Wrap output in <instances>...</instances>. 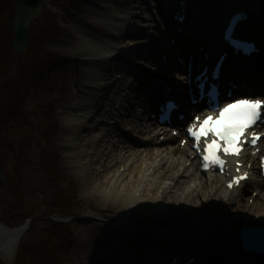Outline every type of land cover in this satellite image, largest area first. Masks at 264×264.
I'll use <instances>...</instances> for the list:
<instances>
[{"label": "bare ground", "instance_id": "bare-ground-1", "mask_svg": "<svg viewBox=\"0 0 264 264\" xmlns=\"http://www.w3.org/2000/svg\"><path fill=\"white\" fill-rule=\"evenodd\" d=\"M80 1L76 4L75 0L63 3L68 21L63 31H59L62 35L59 42L74 55L68 67L71 78L65 81L68 92L64 98L73 100L79 96L74 88L84 86L83 93L91 95L92 99H79L65 107L59 131L57 124L55 128L57 136L61 133L57 147L75 149L65 155L72 159H69L71 163L79 161L78 157L85 160L84 163H72L73 168L69 170L82 173L85 211L105 219L124 218V221L140 228V232L122 229L108 234L107 223L92 222L87 226L88 237L82 239L85 248L75 254V263L86 264L89 259L92 263L101 264L163 263L161 250L165 247L164 242L167 245L169 242L159 232L143 226L148 223L158 225L155 215L162 211L161 206L166 203L167 210L173 212L175 219L178 217L175 212L183 208V211L191 212L190 217L201 225L205 222L199 214L208 208L211 217L218 215L226 228L229 239L221 238L213 244L207 254L210 262L194 264H231L242 256L247 258V264H263V256L241 254L234 244L237 235L234 230L238 225L252 221L264 226V178L258 176L254 181L252 179L258 175L259 159L256 160L251 150L244 151L238 160L244 162L243 170L249 171L251 178L243 181L242 187L229 189L225 184V175L199 169L200 158L191 147V140L182 143V139H178L185 137V130L173 135L172 129L157 123L151 114L156 110L157 100L165 96L181 98L184 103L181 109H187L190 105L186 76L189 57L193 55V63L205 62L204 55L210 52L209 60L212 62L216 45L228 49L223 38L222 41L216 39L221 34L218 31L205 34L202 27L198 34V25L202 26V21L197 0L185 1L187 20L183 23L174 18L170 20L169 14L177 12L181 6L172 3L173 8L168 9L166 0H150L158 16L151 15L143 7L139 9L141 5L136 7L132 0H84L81 6ZM92 1L97 4L98 10L84 7L85 3ZM248 2L251 3L245 9L250 13L249 19L242 21L238 29L241 34L256 32V35L249 36L261 50L250 57L230 56L225 64L223 79L244 84L246 89H264V0H245V3ZM93 15H100L103 21L93 20ZM152 16L154 20L159 18L157 23L150 21ZM78 18L83 19L81 27L71 24ZM178 26L183 32L173 31L172 28ZM90 29L102 37L96 34L87 36ZM178 58L183 60L182 63ZM114 76H117L113 82L117 90L113 98H109L103 93L109 87L108 80ZM94 89L100 93L93 92ZM243 96L247 93L236 95ZM102 99H105L107 109L100 107ZM117 103L125 109L124 115H119L120 118L114 122L110 120L111 125L88 120L93 111H99V116L104 117L114 114ZM70 107L77 112L67 110ZM96 107L98 109L93 110ZM259 130H264V126ZM67 133L71 136L65 137ZM123 137L129 138L130 142L126 143ZM60 139L65 143L59 144ZM76 150H79L78 154ZM190 168L192 171L189 173ZM230 172L236 174L234 161ZM25 232L20 225L7 228L0 224V251L13 257ZM148 233L151 237L146 236ZM154 234L161 237H152ZM107 239L118 241L117 247H111V252L102 255L96 251V246ZM173 251L170 249L167 252L169 264H173L172 255L176 254Z\"/></svg>", "mask_w": 264, "mask_h": 264}, {"label": "rangeland", "instance_id": "rangeland-1", "mask_svg": "<svg viewBox=\"0 0 264 264\" xmlns=\"http://www.w3.org/2000/svg\"><path fill=\"white\" fill-rule=\"evenodd\" d=\"M132 1L136 7L141 5L139 9L143 7L151 15L158 16L156 7L150 0ZM66 2L68 3L69 0H43L42 13L30 25L28 49L22 54H17L13 48L16 0H0V161L5 173L3 179L0 177V218L16 227L22 224L19 222L23 215L33 214L31 228L26 230L20 240L19 254L18 248L13 257L0 251V264H41L35 260L32 261V257L40 258L43 250L48 252L49 262L47 261V264H76L75 254L84 250L82 239L88 237L87 226L92 222L107 223L108 234L122 229L140 232V228L137 229L133 223L124 221V218L105 219L85 211L82 200L84 186L82 176H80L82 173H75V169L69 172L73 168L72 163H84L85 160L78 157L79 161L71 163L69 161L71 158L65 155L71 154L75 149L57 147L61 133L57 136L55 128L58 126L59 131L61 119L63 114L65 115L63 112L65 107L79 99H92L91 95L83 93L84 86L74 88L79 96L73 100L64 98L68 92L65 81L71 78L68 67L71 57H74L72 52L67 50V46L60 45L59 42L62 36L60 32L63 31L68 21L63 10V3ZM77 2L78 0H75V4ZM83 2L84 0L80 1V6ZM166 2L169 4L168 9H172L174 5L168 0ZM115 5L120 6L119 3ZM84 7L99 9L93 1L85 3ZM174 15L175 12L169 14L170 20H173ZM151 18L153 16L149 18L152 23H157L159 19L158 17L155 20ZM82 20L81 18L74 19L71 24L75 23L76 26L81 27L84 25ZM93 20L103 21V18L100 15H93ZM84 22L86 24V21ZM198 26L200 28L198 34H200L201 26ZM178 27H173V31H176ZM245 33L257 34L253 31ZM92 34L102 37L101 34L90 29L87 36L91 37ZM216 39L222 41L221 35ZM226 45L228 46L227 43ZM115 77L117 76L108 82L103 81L109 85L107 91L103 93L106 97L113 98L117 90L113 84ZM89 83L94 84V82ZM94 91L100 93L98 90L94 89ZM104 100L100 101V107L107 109L108 106L106 107ZM121 107L122 105L117 103L114 114L106 117L99 116V111H96L98 107L93 108L96 112L93 111L88 120L111 125L110 120L114 122L116 118L124 115L125 109ZM72 109L74 108H67L73 113L77 112ZM6 116H10L9 122ZM65 135V137L71 136L68 133ZM123 139L126 143L130 142L129 138L123 137ZM60 143H65V141L60 139ZM139 146L143 147L140 144ZM78 151L76 150L77 154ZM191 171L192 168L189 173ZM256 178L257 176H253V181ZM162 206L165 208L168 204L163 203ZM205 211L203 214L207 215L211 210L207 208ZM67 212L73 214L69 218L64 217L66 222L70 221V228L68 226L52 227L51 222L63 221L61 214ZM147 225L150 226V224ZM52 233L56 234L54 239H52ZM149 233L146 236L151 237ZM156 236L161 237L159 234L152 235V237ZM57 238L62 241L59 242ZM117 242L108 239L98 242L96 251L104 255L107 251H112L111 247H117ZM221 242L223 243V240ZM164 244L165 247L160 255L161 262H163L161 264H168L166 258L168 250L188 248L186 244L169 243L167 245L166 242ZM86 251L89 252L88 249ZM87 261L86 264H101L92 263L90 259Z\"/></svg>", "mask_w": 264, "mask_h": 264}, {"label": "water", "instance_id": "water-1", "mask_svg": "<svg viewBox=\"0 0 264 264\" xmlns=\"http://www.w3.org/2000/svg\"><path fill=\"white\" fill-rule=\"evenodd\" d=\"M171 3L181 6L180 2H185L186 0H168ZM200 9V20L202 21V28L205 34H210V32H217L221 34L226 25V20L229 15L235 10L240 9L242 5L245 4V0H197ZM43 10V0H16L15 6V25H14V41L13 48L17 54L24 53L29 46V30L30 25L34 22L37 17L42 13ZM182 12H179L181 15ZM5 173L2 170V164L0 161V177L3 179ZM168 206H161L162 211L156 213L155 218L159 221L158 225H144L143 228L154 229L159 232L163 238H165L169 243L173 245L186 244L188 248L176 250L174 249L175 255H172L173 264H194L199 263H209L210 258L207 257L208 251L211 250L213 244L218 243L221 238L229 236L226 234L225 226H222L220 218L216 215L214 218L211 214L206 212L205 209L199 214L200 218H204L202 225L195 219L190 217L191 212L178 210L175 212L174 218L173 212L168 211ZM32 218H27L20 228L23 231L28 230L30 227V222ZM66 221V218H62ZM227 221V220H226ZM0 224L10 228L7 224L0 221ZM200 225V226H198ZM217 225L216 227H214ZM199 229H202L199 231ZM234 232L236 235L235 245L236 251L241 254H260L264 255V226L253 224L252 221L238 225ZM233 244V245H234ZM197 254V255H196ZM219 254V253H218ZM243 257V256H242ZM242 257H239L233 261L231 264H241ZM169 264V262H168Z\"/></svg>", "mask_w": 264, "mask_h": 264}, {"label": "snow or ice", "instance_id": "snow-or-ice-1", "mask_svg": "<svg viewBox=\"0 0 264 264\" xmlns=\"http://www.w3.org/2000/svg\"><path fill=\"white\" fill-rule=\"evenodd\" d=\"M216 110L219 112L218 118L214 119L212 116H207L199 131L193 130L195 125L188 129L189 135L196 142H199L202 136L211 133L213 137L218 136L223 140L225 145L223 152L226 155H239L242 151L239 146L241 143L240 138L243 136L245 130L256 125H264V100L238 99L236 102L229 103L222 109L217 108ZM259 139L254 134L251 143L255 145ZM195 146L199 148L198 143ZM219 148L220 146L217 144L215 138H213L211 143L207 144L205 151L208 154L203 157L205 168L211 164L219 165L223 169L225 161L217 155ZM244 178H246V174L245 177L236 178L234 182L238 184ZM228 186L232 187V184Z\"/></svg>", "mask_w": 264, "mask_h": 264}, {"label": "trees", "instance_id": "trees-1", "mask_svg": "<svg viewBox=\"0 0 264 264\" xmlns=\"http://www.w3.org/2000/svg\"><path fill=\"white\" fill-rule=\"evenodd\" d=\"M5 118H6V120L8 122L10 121V116H6ZM61 215L63 217H66V218H69V217L73 216V214L72 213H69V212L62 213ZM27 218H32V221L30 222V228H31V224L33 222V214H31V213H27V214L23 215L22 216V220L19 222V224L20 223H23ZM0 220L3 221L5 224H7L10 227H14L15 226V225L10 224L7 220H4L3 218H0ZM69 222L68 221L67 222L66 221H59V222L52 221L51 222V225H52V227H61V228H64V227L68 226L70 228V226H69L70 223ZM55 235H56L55 233H52V239L55 238ZM57 239H58L59 242L62 241L59 238H57ZM17 251H18V254H19V248H18ZM34 260L37 261V263H41V264L45 263V264H47L49 262L48 261V252L46 250H43L40 258H36L35 259V257H32V261H34Z\"/></svg>", "mask_w": 264, "mask_h": 264}]
</instances>
